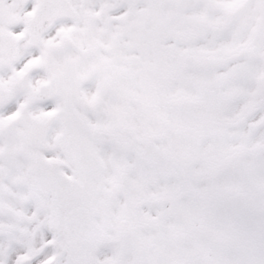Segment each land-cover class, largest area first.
Listing matches in <instances>:
<instances>
[{
    "label": "snow or ice",
    "instance_id": "snow-or-ice-1",
    "mask_svg": "<svg viewBox=\"0 0 264 264\" xmlns=\"http://www.w3.org/2000/svg\"><path fill=\"white\" fill-rule=\"evenodd\" d=\"M0 264H264V0H0Z\"/></svg>",
    "mask_w": 264,
    "mask_h": 264
}]
</instances>
